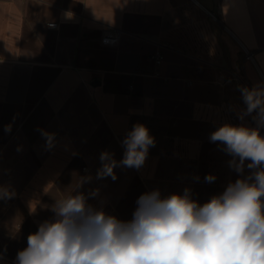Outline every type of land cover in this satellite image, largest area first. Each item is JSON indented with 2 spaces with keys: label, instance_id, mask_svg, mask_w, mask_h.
<instances>
[{
  "label": "crops",
  "instance_id": "0c3cea01",
  "mask_svg": "<svg viewBox=\"0 0 264 264\" xmlns=\"http://www.w3.org/2000/svg\"><path fill=\"white\" fill-rule=\"evenodd\" d=\"M244 86L264 87V0H0V188L14 193L0 199V264L68 193L130 221L142 194L189 189L202 205L251 176L210 142L225 124L257 127ZM137 124L155 141L143 166L98 179L101 153L121 161Z\"/></svg>",
  "mask_w": 264,
  "mask_h": 264
},
{
  "label": "clouds",
  "instance_id": "9594fccd",
  "mask_svg": "<svg viewBox=\"0 0 264 264\" xmlns=\"http://www.w3.org/2000/svg\"><path fill=\"white\" fill-rule=\"evenodd\" d=\"M241 93L245 115L256 112L257 127L225 124L210 142L224 145L238 173L245 161H250L248 169L259 170L202 205L190 198L189 189L163 199L158 190L142 194L130 221L94 209L82 193H68L53 206L57 219L28 236L15 264H264V136L259 131L264 127V87L241 88ZM122 143L125 153L119 162L101 153L98 179L115 180L118 163L141 168L155 141L137 124ZM205 180L211 183L215 176ZM13 195L0 188V199Z\"/></svg>",
  "mask_w": 264,
  "mask_h": 264
},
{
  "label": "built area",
  "instance_id": "2783aa9c",
  "mask_svg": "<svg viewBox=\"0 0 264 264\" xmlns=\"http://www.w3.org/2000/svg\"><path fill=\"white\" fill-rule=\"evenodd\" d=\"M25 1H31V0H25ZM33 1L42 2L44 0H33ZM213 18L216 19V17H214V16H213ZM48 26L51 29H58L59 25L56 23H50ZM120 35H121L120 31H110V30L107 31L102 38L103 45L113 46L116 43V41L119 39ZM245 54H246L247 59L253 60V54H251L248 51H245ZM163 58L164 57L159 53L153 57V59L155 60V63L157 65L161 64V62L163 61ZM244 87L248 88L246 86H244ZM261 131L264 133V127H261Z\"/></svg>",
  "mask_w": 264,
  "mask_h": 264
}]
</instances>
